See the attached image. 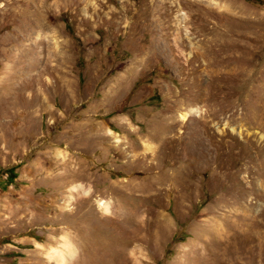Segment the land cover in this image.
Segmentation results:
<instances>
[{
    "label": "rangeland",
    "instance_id": "obj_1",
    "mask_svg": "<svg viewBox=\"0 0 264 264\" xmlns=\"http://www.w3.org/2000/svg\"><path fill=\"white\" fill-rule=\"evenodd\" d=\"M0 264H264V3L0 0Z\"/></svg>",
    "mask_w": 264,
    "mask_h": 264
},
{
    "label": "trees",
    "instance_id": "obj_2",
    "mask_svg": "<svg viewBox=\"0 0 264 264\" xmlns=\"http://www.w3.org/2000/svg\"><path fill=\"white\" fill-rule=\"evenodd\" d=\"M258 3L260 2V3H264L263 1H260V0H256Z\"/></svg>",
    "mask_w": 264,
    "mask_h": 264
}]
</instances>
